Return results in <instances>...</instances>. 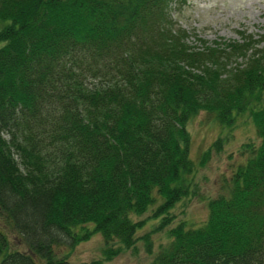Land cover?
<instances>
[{"label": "trees", "instance_id": "1", "mask_svg": "<svg viewBox=\"0 0 264 264\" xmlns=\"http://www.w3.org/2000/svg\"><path fill=\"white\" fill-rule=\"evenodd\" d=\"M178 1L0 0V264H71L56 248L96 232L110 261L157 195L169 224L191 192L187 126L201 112L231 128L247 115L258 142L207 221L171 228L153 264H264V46L191 45Z\"/></svg>", "mask_w": 264, "mask_h": 264}, {"label": "rangeland", "instance_id": "2", "mask_svg": "<svg viewBox=\"0 0 264 264\" xmlns=\"http://www.w3.org/2000/svg\"><path fill=\"white\" fill-rule=\"evenodd\" d=\"M170 14L175 27L187 31L193 46L241 41L248 36L264 46V0H179L171 5ZM237 62L244 63V59L239 58ZM187 128L192 138L190 158L195 171L189 176L191 192L171 209L173 220L169 224L161 225L166 214H157L158 205L162 203L157 195V203L147 213L132 217L136 222L144 221L137 231L135 246L127 249L120 243H112L114 248H121L112 260H105V241L97 232L74 247L62 244L56 248L57 254L68 257L71 264L96 260H105L106 264H153L157 255L170 244L171 228L183 221L188 229L202 226L209 217V200L228 191L226 184L234 169L246 161L247 157L239 152L242 146L258 139L247 115L231 128L221 126L213 116L201 112L191 119ZM219 138L223 140L220 151L213 148ZM208 151L210 155L205 158ZM0 225L4 227L1 220ZM7 234L14 249L24 248L14 231L8 229Z\"/></svg>", "mask_w": 264, "mask_h": 264}]
</instances>
